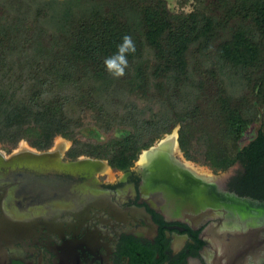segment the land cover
Masks as SVG:
<instances>
[{"label": "trees", "instance_id": "16d2710c", "mask_svg": "<svg viewBox=\"0 0 264 264\" xmlns=\"http://www.w3.org/2000/svg\"><path fill=\"white\" fill-rule=\"evenodd\" d=\"M191 2L0 0V142L63 135L125 169L179 124L187 158L240 161L232 186L264 199V0ZM124 35L136 52L113 78L103 60Z\"/></svg>", "mask_w": 264, "mask_h": 264}, {"label": "flooded vegetation", "instance_id": "af4514ba", "mask_svg": "<svg viewBox=\"0 0 264 264\" xmlns=\"http://www.w3.org/2000/svg\"><path fill=\"white\" fill-rule=\"evenodd\" d=\"M173 129L142 149L125 169L113 167L107 158L74 155L73 140L63 135L68 145L62 140L56 146L55 139L48 148L27 139L15 147L2 143L6 155L43 152L42 161L15 165L52 189L41 194L13 189L6 202L0 201V264H264L263 224L257 223L248 243L227 251L209 231L222 213L207 209L218 203L198 206L195 193L184 186L195 175L223 184L217 200L225 192L258 199L232 186L242 163L215 170L187 158L175 141L157 154V144Z\"/></svg>", "mask_w": 264, "mask_h": 264}, {"label": "water", "instance_id": "95a60500", "mask_svg": "<svg viewBox=\"0 0 264 264\" xmlns=\"http://www.w3.org/2000/svg\"><path fill=\"white\" fill-rule=\"evenodd\" d=\"M179 127L180 125L178 124L173 129L172 134L168 136V139L163 141L164 143L161 141L160 144H157V154H160L165 144L173 141L179 146L177 139ZM155 147L145 150L142 156L153 151ZM43 158H46L45 154L40 151L34 150V152L29 153L6 155L5 152L0 149V192H2L0 201L2 203L6 202L7 198L11 196L13 189L21 193L22 191L26 192L29 190L31 194L47 193L52 189L51 186L47 185L42 179L40 180L38 177H33L31 173L20 170L15 165L17 161L20 163L28 161L29 159L42 161ZM80 158L94 157L81 156ZM72 164L74 166L79 165L78 162ZM34 179H36V182H39L35 183ZM30 180L31 183H29ZM184 186L187 189L190 188L195 193L194 195H196L197 198L193 202L198 206L207 205L208 203L212 205L213 202L218 203L216 206L217 208L207 209L208 212L218 210V212L221 211L222 213L221 220L210 225L209 231L214 243L217 244V246L225 247L227 251L234 250L235 246L240 245V243H248L247 240L252 237L257 226L260 223L264 225V217L262 216V214H264V201L230 192L222 193L220 200H217L215 194L218 193V187L222 188L223 184L208 183L205 179H199L195 175H193V177L190 176ZM235 213L236 216L239 214L241 216L237 218Z\"/></svg>", "mask_w": 264, "mask_h": 264}, {"label": "clouds", "instance_id": "9594fccd", "mask_svg": "<svg viewBox=\"0 0 264 264\" xmlns=\"http://www.w3.org/2000/svg\"><path fill=\"white\" fill-rule=\"evenodd\" d=\"M136 46L130 35H124L117 45V51L103 60L106 71L113 78H121L126 75L129 67L128 55L135 54Z\"/></svg>", "mask_w": 264, "mask_h": 264}, {"label": "rangeland", "instance_id": "374dc122", "mask_svg": "<svg viewBox=\"0 0 264 264\" xmlns=\"http://www.w3.org/2000/svg\"><path fill=\"white\" fill-rule=\"evenodd\" d=\"M169 1V5L171 6L172 9L179 11V10H189L192 6V2L191 0H168ZM261 125V122H258L256 124H254L251 129L247 130L246 132V137L243 141V143H246L250 140V138H252L258 131L259 126ZM86 134H90L87 130L85 131ZM62 140L65 142V145H68L70 143V141L68 140H64L63 136L58 135L55 138V143L54 145H58L60 142L62 143ZM26 141L22 140L20 141V143L24 144ZM21 146V144H20ZM3 148V144L0 142V149ZM107 171H109V173L111 172L110 167H107Z\"/></svg>", "mask_w": 264, "mask_h": 264}, {"label": "bare ground", "instance_id": "6f19581e", "mask_svg": "<svg viewBox=\"0 0 264 264\" xmlns=\"http://www.w3.org/2000/svg\"><path fill=\"white\" fill-rule=\"evenodd\" d=\"M21 144H22V143H21ZM22 147H23V146H22ZM104 165H105V164H104ZM102 166H103V165H102ZM102 166H101V167H102ZM164 175H165V174H164ZM162 176H163V175H162ZM168 176H170V175H168ZM163 177H164V176H163ZM166 177H167V175H166ZM166 177H165V178H166ZM187 179H188V178H187ZM183 180H184V179H183ZM186 182H187V181H186Z\"/></svg>", "mask_w": 264, "mask_h": 264}]
</instances>
